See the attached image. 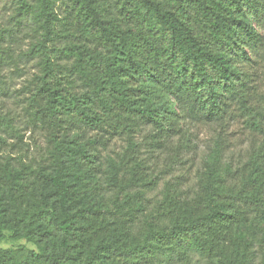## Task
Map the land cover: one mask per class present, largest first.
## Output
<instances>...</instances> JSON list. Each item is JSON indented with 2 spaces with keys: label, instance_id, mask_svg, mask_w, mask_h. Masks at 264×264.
<instances>
[{
  "label": "trees",
  "instance_id": "obj_1",
  "mask_svg": "<svg viewBox=\"0 0 264 264\" xmlns=\"http://www.w3.org/2000/svg\"><path fill=\"white\" fill-rule=\"evenodd\" d=\"M58 1L73 20L64 36ZM20 2L41 28L27 100L48 156L0 161V241L36 246L0 247V264H154L161 249L183 264H259L264 91L250 67L264 58V0ZM231 108L249 132L238 151L225 139ZM197 122L213 135L201 153ZM111 136L122 147L104 166L91 151ZM159 159L196 173L153 202L141 188L157 185Z\"/></svg>",
  "mask_w": 264,
  "mask_h": 264
},
{
  "label": "rangeland",
  "instance_id": "obj_2",
  "mask_svg": "<svg viewBox=\"0 0 264 264\" xmlns=\"http://www.w3.org/2000/svg\"><path fill=\"white\" fill-rule=\"evenodd\" d=\"M21 0H0V46L2 63L0 64V114L9 118L8 126H0V134L3 142L0 143V161L12 162L14 165L22 162L24 164H36L40 160L47 158L48 154L46 143V131L33 125L29 120V106L27 98L30 96V89L33 86L32 81L35 75L40 71L39 54L40 52L32 49V44L41 38L40 23H34L32 12L25 14L19 10ZM32 6L36 5L35 0H26ZM59 14L56 30L59 36L70 34L72 31L71 19L67 15L64 5L61 1L55 4ZM260 32L264 34V27H259ZM2 30V31H1ZM61 41L64 38H58ZM51 43H47V47ZM251 86L255 94L264 91V58L250 67ZM255 98V97H254ZM192 137L200 153L206 151L212 144L213 135L209 125L202 122L193 124ZM226 143L236 151L242 149L249 139V132L243 126L241 118L237 111L231 108L228 112V125L225 129ZM108 137V135H106ZM106 147L95 143V149L92 153L98 155V158L105 166V156H114L121 150L122 141L119 138L111 136L108 138ZM11 158V160H10ZM161 159L154 170L157 177V185L151 188L142 187L145 195L157 202L162 199L164 193V184L173 181L177 175L189 171L191 176L196 173L194 165L188 167V164L175 163L172 166L164 165L162 167ZM248 227H245V229ZM262 257L259 264H264V231H263ZM26 246L36 249V246L24 239L5 238L0 241V247L17 248ZM173 252L170 249H161L157 254L154 264H183L181 261H173ZM216 258L210 264H218Z\"/></svg>",
  "mask_w": 264,
  "mask_h": 264
}]
</instances>
